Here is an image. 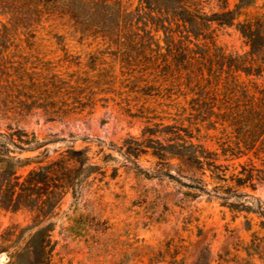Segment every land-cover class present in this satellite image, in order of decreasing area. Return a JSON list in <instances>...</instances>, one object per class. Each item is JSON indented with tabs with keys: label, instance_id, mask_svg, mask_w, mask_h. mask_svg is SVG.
Listing matches in <instances>:
<instances>
[{
	"label": "rangeland",
	"instance_id": "obj_1",
	"mask_svg": "<svg viewBox=\"0 0 264 264\" xmlns=\"http://www.w3.org/2000/svg\"><path fill=\"white\" fill-rule=\"evenodd\" d=\"M138 3L0 0V264H264V0Z\"/></svg>",
	"mask_w": 264,
	"mask_h": 264
},
{
	"label": "trees",
	"instance_id": "obj_2",
	"mask_svg": "<svg viewBox=\"0 0 264 264\" xmlns=\"http://www.w3.org/2000/svg\"><path fill=\"white\" fill-rule=\"evenodd\" d=\"M210 1L212 0H139L135 13L127 16H133V21L136 22V24L132 23L131 18V27L134 31L138 29V27L135 28V25L142 24L146 28L149 26L155 31H161L165 39L169 40L170 45L176 43L175 38L185 41L188 45L184 42L185 49L180 54L184 55L186 62L192 66L195 62L193 49L200 45L190 46L191 39H198L209 30L211 16L207 14L205 8ZM230 13L231 11H228L224 14L229 15ZM120 16L123 18L126 15L120 12ZM204 46L205 50L210 52L211 46ZM178 54L176 50H173L171 58L174 59ZM209 56L208 53L202 56L205 63ZM0 137L4 136L0 135ZM11 150H16V152ZM31 150L33 147L27 149L21 143H14L11 137H4L3 141L0 140V156L3 153H24Z\"/></svg>",
	"mask_w": 264,
	"mask_h": 264
}]
</instances>
